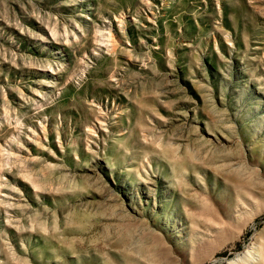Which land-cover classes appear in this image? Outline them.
I'll use <instances>...</instances> for the list:
<instances>
[{
	"label": "rangeland",
	"instance_id": "1",
	"mask_svg": "<svg viewBox=\"0 0 264 264\" xmlns=\"http://www.w3.org/2000/svg\"><path fill=\"white\" fill-rule=\"evenodd\" d=\"M0 264H264V0H0Z\"/></svg>",
	"mask_w": 264,
	"mask_h": 264
}]
</instances>
